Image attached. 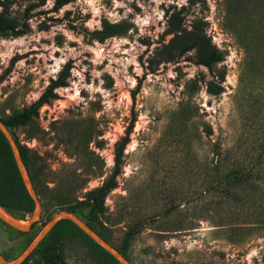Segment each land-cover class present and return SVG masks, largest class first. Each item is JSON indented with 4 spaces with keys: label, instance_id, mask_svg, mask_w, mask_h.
<instances>
[{
    "label": "rangeland",
    "instance_id": "374dc122",
    "mask_svg": "<svg viewBox=\"0 0 264 264\" xmlns=\"http://www.w3.org/2000/svg\"><path fill=\"white\" fill-rule=\"evenodd\" d=\"M30 3L29 32L0 39V118L28 107L68 61L71 70L56 99L10 129L40 169L42 210L28 231L0 220V254L15 259L60 212L59 196L82 200L110 175L134 107L117 185L94 230L120 251L127 229L141 225L125 250L132 264H264V181L221 197L214 180L215 167L222 177L242 165L264 170V0H74L60 9L19 0L13 8ZM179 9L187 28L204 21L222 52L213 72L193 52L146 69ZM103 19L128 29L98 41L92 31ZM208 80L223 91L207 92ZM0 206L20 221L32 214ZM78 209L86 221L88 205ZM54 237L44 246L60 247L63 264H108L82 234Z\"/></svg>",
    "mask_w": 264,
    "mask_h": 264
},
{
    "label": "trees",
    "instance_id": "16d2710c",
    "mask_svg": "<svg viewBox=\"0 0 264 264\" xmlns=\"http://www.w3.org/2000/svg\"><path fill=\"white\" fill-rule=\"evenodd\" d=\"M18 1L19 0H0V39L5 37H19L28 33L30 30V13L37 5L30 3L26 5L21 11H18L13 8L14 4ZM72 1L74 0H54V8L60 9ZM181 14V9L172 11L170 13L166 29V34L170 35V37L167 42L162 43L155 49L154 53L147 57L146 69L152 71L155 69V67L163 62H171L176 60L178 57L185 55L186 53L193 52L195 62L206 67L210 72H213L214 68H216V65L223 59L222 52L211 43V40L207 36L203 26L205 23L204 21L197 19L193 21L189 28H187L183 25V17ZM40 26L41 28H44L43 25ZM127 29L128 27H123L122 23L110 22L106 19H103L101 22V27L99 29L93 30L92 35L96 40L103 41L106 38L112 36L122 35ZM15 59L16 56L12 58V62ZM70 70L71 62L68 61L59 70L57 76L49 80V83L42 93L28 107L22 109L18 113H14L13 115L0 118L9 128V130L14 127L26 125L33 117L38 116L39 109L42 105L49 103L53 99H56L58 97L57 89L60 87H65L68 84ZM3 74H0V81L3 78ZM220 77L221 80L224 79V72L220 73ZM142 78L143 77L137 80V83L131 92L132 101L135 100L136 93L141 87ZM206 91L211 94H218L223 91V87L221 84L216 83L213 80H208ZM136 119L137 115L134 107H132L131 117L127 127L125 128L124 134L115 143L113 157L114 166L110 175L100 185L86 190L82 200H79L77 197L71 198L70 192L66 193L64 196H59L55 204L59 211L73 212L76 215H79L81 218V211L78 209V207L80 204L86 203L88 205V211L85 215V222L94 229V225L98 222L100 214L104 212V202L106 196L117 185V177L121 172L124 150L130 141V134L132 133ZM15 141L17 143L26 171L28 172V175L36 189L40 184V169L35 166V162L32 161V158L28 155L26 147L20 144L16 138ZM243 160L244 159H239L238 163L243 162ZM90 172L93 174L95 173L94 170ZM263 172L264 170L261 168H248L245 165H242L237 166L236 169L222 177L218 174V170L215 167V187L220 190L221 197H223L224 195H229L230 189L234 187L238 188L246 183L254 184L257 181H264V176L262 175ZM83 182L84 183L79 184L74 189V191L84 188L85 181ZM0 205H3L9 209L13 208L23 210L25 212H32L34 209V202L22 182L8 141L1 131ZM140 229L141 225H132L127 229L125 233L124 246L122 247V250H120L124 256L125 250L129 246L130 239L136 233H138ZM65 234H82L94 247L95 253L101 256L105 262L108 264H120L111 254H109L99 244L93 241L72 221L66 218L56 221L48 234L40 241L37 247L21 264H27L30 256L36 251L41 252V258L34 262V264H63L60 255V247H45L44 243L46 239L50 237V235H55L54 239H57L64 236ZM4 258L7 259L5 256Z\"/></svg>",
    "mask_w": 264,
    "mask_h": 264
},
{
    "label": "water",
    "instance_id": "95a60500",
    "mask_svg": "<svg viewBox=\"0 0 264 264\" xmlns=\"http://www.w3.org/2000/svg\"><path fill=\"white\" fill-rule=\"evenodd\" d=\"M0 131L3 133L10 146L16 167L22 179V182L34 202V209L32 211L31 217L28 221H20L12 217L7 211H5L0 206V220L9 225L10 227L20 230L28 231L31 229L32 225L39 219L42 203L37 194V191L31 181L23 160L21 158L17 143L13 137L9 128L0 119ZM66 218L72 221L76 226H78L84 233H86L93 241L99 244L104 250L111 254L120 264H132L127 257H125L120 251L114 249L106 239H104L99 233H97L92 227H90L84 220H82L78 215L73 212L60 211L56 213L47 222L45 228L39 233L36 239L15 259L8 261L0 254V264H21L37 247L40 241L48 234L53 225L57 220Z\"/></svg>",
    "mask_w": 264,
    "mask_h": 264
}]
</instances>
